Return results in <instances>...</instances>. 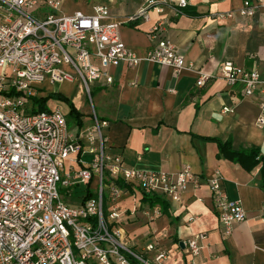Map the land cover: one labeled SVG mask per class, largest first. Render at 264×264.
<instances>
[{
    "label": "built area",
    "instance_id": "built-area-1",
    "mask_svg": "<svg viewBox=\"0 0 264 264\" xmlns=\"http://www.w3.org/2000/svg\"><path fill=\"white\" fill-rule=\"evenodd\" d=\"M189 4L146 0L124 23L145 19L150 10H168L178 17ZM59 8V0H0V264H164L170 255L154 235L136 249L129 244L126 224L138 212L148 226L160 216L161 208L142 204L141 194L176 203L197 179L189 166L176 174L138 172L124 167L120 156L107 153L108 122L96 115L90 86L112 84L110 70L120 65L135 68L143 60L179 74L185 59L164 37L161 19L152 26L151 45L141 58L120 39L122 23L110 20L108 7L96 5L91 14L69 16L61 15ZM257 15L264 18V0H242L236 10L207 14L213 21ZM218 76L256 102V123L264 126V76L230 61L220 65ZM209 80L210 74L199 71L196 86ZM63 83H76L92 109L91 124L75 136L58 108L26 113L29 98L38 90ZM83 155L91 159L82 162ZM66 163L70 167L64 170ZM118 182L138 189L139 196ZM58 184L69 195L75 186L85 185L80 204L64 203ZM208 190L228 236L233 225L247 221L246 212L224 192L219 171L208 179ZM130 194L132 206L122 208V198ZM196 219L189 216L183 222L189 225ZM259 219L264 222V204ZM207 237L199 233L183 243L191 260L199 256Z\"/></svg>",
    "mask_w": 264,
    "mask_h": 264
},
{
    "label": "crops",
    "instance_id": "crops-1",
    "mask_svg": "<svg viewBox=\"0 0 264 264\" xmlns=\"http://www.w3.org/2000/svg\"><path fill=\"white\" fill-rule=\"evenodd\" d=\"M59 2L63 16L91 14L96 5L108 7L110 20L122 23L120 39L141 58L151 45L152 26L161 19L165 23L164 37L185 59L186 67L179 74L143 60L135 68L120 65L110 70L112 84L91 85L95 113L108 122L104 129L107 153L120 156L124 167L138 172L176 174L189 166L197 179L179 202L164 199L166 213L161 209L153 225L148 226L138 212L126 224L130 246L140 248L151 233L170 255L164 264H264V222L259 219L264 179L259 167L246 171L219 156L216 143L210 140L230 141L235 151L255 149L264 156V126H257L260 111L256 102L243 98L239 86H228L218 76L220 65L226 61L264 76V18L257 15L213 21L207 14L236 10L242 0H189L192 16L174 17L168 10H150L145 19L126 24L129 16L144 8L146 0ZM199 71L211 76L201 88L196 86ZM76 86L73 90L79 88ZM55 108L60 109L58 105ZM225 108L230 112H224ZM81 114L83 126H74V132H70L73 136L91 124V116L86 123ZM86 157L91 159L83 155L80 160L88 162ZM69 167L66 163L64 170ZM77 167L81 165L73 168ZM215 171L222 175L228 198L241 203L247 215V221L233 225L228 236L223 234L208 190V179ZM138 191L132 187L131 192L137 196ZM132 203L131 194L121 200L122 208H130ZM189 216L197 219L188 225L183 218ZM199 233L208 237L199 256L191 260L183 243Z\"/></svg>",
    "mask_w": 264,
    "mask_h": 264
},
{
    "label": "trees",
    "instance_id": "trees-1",
    "mask_svg": "<svg viewBox=\"0 0 264 264\" xmlns=\"http://www.w3.org/2000/svg\"><path fill=\"white\" fill-rule=\"evenodd\" d=\"M194 13L191 12L190 8L187 7L182 11V15L185 16H192ZM49 101H56L63 103L67 106V118L68 123H71L73 126L80 129L83 126L82 118L83 115L78 111L72 101L59 92H50L45 94L44 96H31L29 98V103L26 109L27 114L38 113L42 111H49L47 104ZM211 141L215 142L218 148L219 156L224 157L225 159L229 160L234 164H238L246 171L250 172L256 167H259L261 178L264 179V156L261 155L257 150L251 149L248 151H235L231 148V142H221L217 139H210ZM118 184L123 187L127 188L130 191L132 190L131 186H127L122 182H118ZM142 204L148 205L150 207L159 206L163 213H166L167 210V203L166 201L156 195H149V194H142Z\"/></svg>",
    "mask_w": 264,
    "mask_h": 264
},
{
    "label": "rangeland",
    "instance_id": "rangeland-1",
    "mask_svg": "<svg viewBox=\"0 0 264 264\" xmlns=\"http://www.w3.org/2000/svg\"><path fill=\"white\" fill-rule=\"evenodd\" d=\"M73 86H76V83H74L73 85H68V83H63V84L53 85L50 89H52L53 92H61V93H64L66 96H69V98H71V100L76 105L78 110L84 114V121L87 123L90 119L91 112H92L91 105L89 104L88 101L85 100V98L87 99V96L79 88L76 90H73ZM52 90H42V91L38 90L37 94L44 95V94L52 92ZM90 91H91L90 96L93 100L92 86H90ZM55 105H58L60 107V110L66 115V118H67L68 108L65 104L56 102V101H49L47 104V107L48 109L50 108L53 109ZM94 111H96V107H94ZM68 128L70 132H74L75 130L74 126L71 123H68ZM85 159L86 161L90 160V158L88 157H86ZM58 188H59V191L62 197V201H64V203L70 206H73V207L78 206L80 204L81 199L84 196L85 191H86V186L83 184L72 188L70 192L72 193L71 195H69L68 191L61 189L60 184H58Z\"/></svg>",
    "mask_w": 264,
    "mask_h": 264
},
{
    "label": "water",
    "instance_id": "water-1",
    "mask_svg": "<svg viewBox=\"0 0 264 264\" xmlns=\"http://www.w3.org/2000/svg\"><path fill=\"white\" fill-rule=\"evenodd\" d=\"M180 246L182 247V244H180Z\"/></svg>",
    "mask_w": 264,
    "mask_h": 264
}]
</instances>
